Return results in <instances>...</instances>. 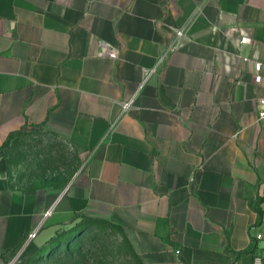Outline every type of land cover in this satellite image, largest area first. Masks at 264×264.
<instances>
[{"label":"crops","instance_id":"obj_1","mask_svg":"<svg viewBox=\"0 0 264 264\" xmlns=\"http://www.w3.org/2000/svg\"><path fill=\"white\" fill-rule=\"evenodd\" d=\"M263 98L264 0H0V131L76 156L67 179L0 192V264L76 212L142 264H264Z\"/></svg>","mask_w":264,"mask_h":264},{"label":"rangeland","instance_id":"obj_2","mask_svg":"<svg viewBox=\"0 0 264 264\" xmlns=\"http://www.w3.org/2000/svg\"><path fill=\"white\" fill-rule=\"evenodd\" d=\"M74 153V149L43 128L26 125L19 130L0 131V192L5 188L25 192L56 178L67 179L69 165L76 166ZM81 229L85 231L73 241L74 251L85 248L92 258L98 256L113 264L135 263L130 254L125 259L119 254L120 250L126 253L128 250L121 229L110 227L103 232L91 224L89 216L76 212L73 215L56 213L43 220L34 236L24 239L13 249L7 264H26L30 256L25 257L24 253L30 243L36 246L32 264H47L40 253L54 241L68 239ZM58 248H53V252ZM90 263H94L93 259Z\"/></svg>","mask_w":264,"mask_h":264},{"label":"trees","instance_id":"obj_3","mask_svg":"<svg viewBox=\"0 0 264 264\" xmlns=\"http://www.w3.org/2000/svg\"><path fill=\"white\" fill-rule=\"evenodd\" d=\"M89 217H90L91 224H94L95 226H97V228L101 229L103 232H106L107 228H110V227L114 229H121L123 232V240H124L125 245H127L128 250H127V253L124 252L123 250L122 251L120 250L119 254L123 258L127 256V254H130L135 260L134 264H142L133 246L131 245L127 235L125 234L124 230L119 225L111 222L108 219L98 218V217H93V216H89ZM84 231L85 229H81V230L75 231V233L71 235V237H68V239L66 238L64 240L61 239V240L54 241V243L47 246L40 253V255L44 256L47 259L48 261L47 264H91L90 260L92 259L94 262L93 264H113V261L104 262L98 256H95L92 258L90 255L87 254L85 248H80V249H77L76 251L73 250V247H72L73 241L76 240L78 236H82ZM102 238L104 239V236H102ZM56 247H59L57 249V252H53V248H56ZM12 251L13 250L9 252L11 253ZM35 251H36V246L30 243L24 253L25 257L30 256V258L26 261V264H32L33 256L36 253ZM10 253H8V256ZM5 261L6 262L8 261V257H7V260Z\"/></svg>","mask_w":264,"mask_h":264},{"label":"built area","instance_id":"obj_4","mask_svg":"<svg viewBox=\"0 0 264 264\" xmlns=\"http://www.w3.org/2000/svg\"><path fill=\"white\" fill-rule=\"evenodd\" d=\"M176 35H177V39L183 38V37L185 36L184 30H183V29H178L177 32H176ZM245 41H246V37H242V38H241V42H245ZM179 45H180V44H179V43H176V41H175V43H173V44L171 45V47H170L169 50L176 49V48L179 47ZM261 68H262V64H261V63H257V64H256V69H257V71H258V73H257V75H256V81H257V82H260L261 79H262V76H261V74H260V70H261ZM260 102H261V104H262V108H261L259 114H260V117H261V118H264V98L261 99ZM131 106H132V101H127V102L124 103V105H123V109L126 111V110L130 109ZM34 234H35V233H33L32 236H34ZM257 236H258V238H261V237L263 236V234H262V233H259ZM254 264H263V258H262L260 255H257V256L255 257V259H254Z\"/></svg>","mask_w":264,"mask_h":264},{"label":"water","instance_id":"obj_5","mask_svg":"<svg viewBox=\"0 0 264 264\" xmlns=\"http://www.w3.org/2000/svg\"><path fill=\"white\" fill-rule=\"evenodd\" d=\"M49 213H51V211H49ZM48 215V214H47Z\"/></svg>","mask_w":264,"mask_h":264}]
</instances>
